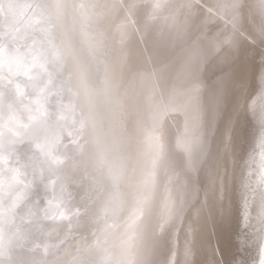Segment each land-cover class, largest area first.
<instances>
[{
	"label": "bare ground",
	"instance_id": "1",
	"mask_svg": "<svg viewBox=\"0 0 264 264\" xmlns=\"http://www.w3.org/2000/svg\"><path fill=\"white\" fill-rule=\"evenodd\" d=\"M81 1L86 7L91 5L96 9L103 5L100 3L102 0ZM109 1L116 4L118 0ZM129 1L120 0L114 15L115 21L122 19L119 17L128 6H131L134 12L132 29L124 34L125 41L117 43L122 73H125L129 81L124 89L125 109L122 121L126 123L128 131L123 148L128 181L123 183L124 197L122 196L116 204L119 217L108 221V217L102 215L88 225L89 230L86 229L87 222H92L93 219H90L92 215H87L72 224L76 228V235L85 237L90 233V238H83L81 247L85 248L84 253L82 255L80 253L81 257L76 255L75 260L80 264H95L100 260L98 253L105 243L107 249L116 251L115 257L113 255L109 259L111 264H121L117 262L119 258L117 250L120 249L128 256L130 253H134L136 258L142 256L140 264H144L149 258L160 264L165 260L171 264H229L232 257L237 254L235 246L237 233H242L238 186L243 164L240 158L247 155L257 134L262 104L260 90L264 86V45L258 40L253 43L249 34H258L261 26H264V10L260 7V0L240 1L243 7L237 10L239 27L234 35L237 43L230 47L223 43V38L226 37L224 28L229 20L225 11L229 0H198L197 4L201 5L198 9H181L179 0H169L163 10V18L168 24L167 29L160 25L164 24L162 21L155 27L149 23L150 15L147 16L146 12L149 0ZM132 12L129 11L130 14ZM69 13L72 15L73 10L69 9ZM219 16L223 17V21L218 19ZM171 17L172 23L168 22ZM127 19L123 21L127 22ZM108 27H111L110 23ZM141 31L144 32L147 42L144 38L143 40L138 38V32ZM243 37L248 39L244 40ZM192 40H202L203 51L209 57L208 71L206 68L204 74L198 72L199 75L205 77L209 74L216 75L219 82L214 83L210 89V96L217 101L215 105L213 104L215 108L211 124L207 116L208 108L205 110L201 107L199 111V108L193 105L195 109L193 123L199 127L201 120L202 130L204 129L205 133L209 131L202 141L205 148L202 153L204 156L198 160L200 151H195L194 159H185L171 150L170 137L175 138L176 144L189 139L184 133L185 122L191 124L186 114L179 116L172 111L168 121L164 125L159 124L161 131L158 151L165 162L169 159L168 171L171 172L170 175L164 176L160 188L153 185L148 189L147 184L156 157L150 165L152 156L150 147L147 148L146 145L145 108L143 109L139 103L136 76L146 72L149 60L154 68L161 69L164 76L169 74L181 78L180 75L186 72L190 64L184 55L185 46L193 42ZM184 79L188 81L185 75ZM158 88L148 99V108L153 103H161L166 99L163 86L160 85ZM157 92H160L161 96ZM178 94L179 92L176 93ZM245 102L253 105L255 111L246 110ZM151 123L150 121L149 124L153 126ZM188 125L186 130L191 132ZM152 149L156 150L155 144ZM225 167L228 171L227 193L222 199H218L213 195L216 177L217 173L223 174ZM30 177L25 183L31 180ZM169 180L171 185L166 193L165 188L163 191L162 188ZM78 185L81 184L78 182ZM143 193L146 201L141 199ZM138 201H143V205L138 204ZM164 203L168 207L162 205ZM89 204L87 202V205ZM91 204L88 207L89 211L96 209L93 201ZM141 206L145 208V213L144 224L140 227L139 221L136 223L132 221ZM10 215L12 214L0 205V217L10 220L8 230L16 224L14 222L16 216L13 219ZM109 225L111 227H108ZM256 226L259 227L255 234L257 242L248 246L250 252L244 258L247 264H254L259 252L261 259L264 257V243L261 248L259 246L260 251L257 249L262 233L260 228L264 230V225L258 221ZM68 237L71 238V235ZM240 239H244L243 235ZM5 250L6 248L2 249L0 246V252ZM241 253L245 254L246 250L243 248ZM10 254L12 255V252ZM134 254L130 256L133 257Z\"/></svg>",
	"mask_w": 264,
	"mask_h": 264
},
{
	"label": "water",
	"instance_id": "2",
	"mask_svg": "<svg viewBox=\"0 0 264 264\" xmlns=\"http://www.w3.org/2000/svg\"><path fill=\"white\" fill-rule=\"evenodd\" d=\"M72 1L73 3H77V5L82 4L84 7H78L77 10L72 9V15L68 10L62 21L61 31L64 34V39L70 45L77 70L85 74L87 77V84L91 93L96 134L99 137L98 148L103 153L107 161V167L112 170V174L116 179H111L107 169L105 170L102 179L107 186V195L104 201L95 203V210L89 211L88 207L92 205V194H90L89 191V182L92 175L90 168L85 169L82 165L75 162L66 163L65 165H62L58 171L49 174V179L55 181V194L57 196L56 203L59 205L58 213H63L64 218L60 219L58 216L56 220L36 221L34 218L30 219L25 213H20L15 219L13 215H10L16 224L8 230L10 227L8 226L10 220L0 217V226H2L0 228V246L2 249H11V257L13 259L19 258L21 255H32L36 258H40L44 254L45 247H47L49 250V255L47 256L48 260L53 261L59 259L60 261H63L64 264H77V261L75 260L76 255L80 256V253L82 255L85 251V248L81 247L84 241L83 238H90V233L85 237L78 234L76 235V228L72 226V224L87 217V215H92L90 218L93 219L92 222H87L86 229L89 230L88 225H91L95 219L99 217L101 218L102 215L108 217V221L120 216L117 211L113 212L111 210H108L106 214L105 205L110 204L112 207L116 208V204L122 199V196L124 197L123 193L125 187L123 188V186L125 185H123V183L128 181V173L126 172L127 166L124 160L125 154L123 149L125 147L126 133L128 131L125 127L126 123H123L122 121L124 118L123 109H125L124 89L128 86L129 81L127 80L125 73H122V65L119 63L121 61L118 52L119 44L117 45V43L121 40L125 41L126 36L124 34L132 29V16L134 12H132L131 6H128L123 10L121 17H119L122 19L115 21L114 15L117 11L120 0H118L116 4L110 3L109 0H102L100 3H103V5L98 9L91 5L86 7V4L81 0H71V2ZM134 1L136 0H130L129 2ZM168 1L169 0H161L162 7L157 9L154 7L156 0H149L146 12L148 14L147 16L150 15L148 21L153 27L162 21L164 24L160 25H163L162 27H166L165 29H167L168 24L165 22L167 20L163 18V10ZM17 2L21 4L34 3L35 0H17ZM187 2L188 0L178 1L181 9L187 8L184 6ZM198 2V0H195V3ZM234 2L235 0H229V4L225 10L226 14L229 16V20L224 28L226 31V37H234L235 32H238V9L230 7ZM135 7L136 6H134V8ZM129 11L132 13L130 14ZM33 15L34 12L32 10H25L24 16L20 17L18 22L13 21L15 26L11 30V34L16 37L19 43H24L26 37H30L34 34V29L28 26L29 18ZM125 18H128L127 22L123 21ZM172 18L173 17H171L168 22L172 23ZM218 19H222L223 21L222 16H219ZM108 23H110L111 27H108ZM5 30L4 17L0 14V36H2ZM137 36L140 40H143L144 38L145 42H147L143 31L138 32ZM224 39L225 38H223V41ZM127 41L124 43L123 47ZM192 41L193 42L188 43L185 46L184 55L185 58L188 59L187 62L190 64L188 68H186V72H183L180 75L182 79L179 77L176 78L168 73H166L168 75L164 76L161 69H158V67L154 68L149 60L146 72L139 73L136 76V81L138 82L139 103L142 105L143 109L145 108L146 145L147 148L150 147L152 156L150 165H152L154 158L156 157V161L153 165L154 169L152 170V175H150V181L147 184L148 189H150L149 186L153 187V185L160 188L164 176L167 174L170 175L171 172L168 171L169 159L165 162V160H163L164 157H162V154H158V151L159 132L161 131L159 124L161 123L164 125L165 122L168 121V117L172 115V111L179 116L186 114L188 122L190 119L191 124L188 125V123L185 122L184 133L189 139L184 140L180 144H176L174 140L175 138L170 137L172 145L171 150L183 156L185 159H194L197 151H200L198 160H200V158L202 159L204 156L202 153L205 148L202 141L206 138L207 132L209 131L205 133L204 129L202 130L201 120L199 127L193 123V114L195 113L193 105H196L199 108V111L201 107L205 110L208 108L207 116L209 124H211V117L214 114L213 108H215L213 104L215 105L217 101L210 96V89L214 83L218 82V80L216 75L209 74L206 77L205 75H199L198 72H203L204 74L206 68L208 71L209 61L207 62V59L209 57L207 53L203 51L202 40ZM183 44H185V40L183 41ZM184 75L188 77V81L184 79ZM133 80H135V78ZM178 84L182 85V87ZM160 85L163 86L166 99L161 103L155 102L156 104L153 103L152 106L148 108V99L151 98L153 91L159 89L158 87ZM178 92L179 94L176 95ZM158 94L161 96L160 92ZM260 94L262 102L261 115L264 113V86L260 90ZM196 113L200 114V112L197 111ZM152 116H154V118ZM150 121L153 126L149 124ZM187 125L191 132H187ZM259 134L260 128L258 127L251 149L247 153H250L252 149L256 147ZM153 144H155V151L152 149ZM64 151L65 150L62 148L60 152L61 156H63ZM258 151L259 150L257 149V152ZM245 159H247V155L245 156ZM256 159L258 161L259 157L257 156ZM163 162L166 166H163ZM259 171L258 165L255 162L243 164L242 169L240 170V182L238 186L241 206L240 225L244 237L243 241H245L244 250H246L245 254H241L244 258L245 255L247 256V253L250 252L248 246L257 242L255 234L259 227L256 226V223L260 221L258 214L260 211L261 193L264 192V187L257 188L256 185ZM75 182H77V185H75ZM78 182L81 185H78ZM169 183L170 180L169 182L164 183L162 191L165 188L166 193H168V188L171 185V183ZM246 184L250 185L251 188H256V192L253 193L249 188H246ZM62 186L63 196L60 197ZM35 192L36 189L33 187V193ZM42 196H48L51 198L52 193H45L43 188H41L39 195L34 194L32 200H39L41 205H43L44 201L41 200ZM141 199L145 200L144 193L142 194ZM245 199L248 200L246 222L244 220ZM87 202L90 204L87 205ZM162 205L168 207L165 203ZM21 215L24 216L23 220L20 219ZM139 223L141 227L144 224V218L139 220ZM37 224H40L41 227H37ZM14 227H16V229H14ZM260 230L262 233H260V241L257 249L259 246L261 248L264 243V230L261 228ZM109 233L111 234L112 231ZM21 235L26 236V239L23 241L18 240V237ZM70 235L71 238L68 237ZM78 238H82V240L79 241ZM21 242L24 244L23 249L20 247ZM29 249H34V251L29 252ZM106 249L107 246L104 243L98 253V259L100 258V260L96 261L95 264H111L109 259L112 258L113 255L115 257L116 251L108 248L105 252ZM117 251L119 254V258L117 256V262H121V264H140L143 260L142 256L136 258L134 253H130L128 256L123 253L122 249ZM258 251L260 250L258 249ZM131 254H134V256H130ZM0 259H3V256H0ZM261 260V253L259 252L254 264H260Z\"/></svg>",
	"mask_w": 264,
	"mask_h": 264
},
{
	"label": "snow or ice",
	"instance_id": "3",
	"mask_svg": "<svg viewBox=\"0 0 264 264\" xmlns=\"http://www.w3.org/2000/svg\"><path fill=\"white\" fill-rule=\"evenodd\" d=\"M189 9H198L201 5L195 0H188L184 5ZM82 8L71 0H35L34 3H18L17 0H0V14L4 17L5 31L0 36V205L13 216L25 213L36 221L56 220L64 218L58 213L56 203L55 181L49 174L56 172L66 163H78L85 169H91L89 191L94 203L104 201L107 186L102 179L107 169L109 177H116L107 167V161L99 150V137L93 117L91 93L87 77L77 70L69 43L61 31L62 21L69 9ZM155 8L162 7L161 0H156ZM233 9H241L240 0L230 5ZM264 10V0H260ZM25 10H32L28 26L34 34L19 43L11 34L13 21L18 22ZM18 31V29H17ZM252 42L257 40L264 45V26L258 34H252ZM247 40L248 37H243ZM224 44L232 47L237 43L233 36L225 37ZM246 110L255 111L253 105L245 102ZM260 134L256 147L247 153V159L241 156L242 164L255 162L259 168L257 188L264 187V113L259 118ZM64 149L61 156V149ZM257 149L259 150L257 152ZM257 156L259 157L257 161ZM98 174V175H97ZM31 180L25 183L27 178ZM228 171L217 173L216 187L213 195L222 199L227 193ZM33 187L36 192L33 193ZM253 193L256 188L245 185ZM52 196H42L44 201H33L34 194L40 189ZM63 196V186L60 197ZM143 201L138 204L143 205ZM245 222L247 221L248 200L244 201ZM118 211L110 204L105 205V213ZM145 208L139 207L132 223L144 216ZM259 220L264 225V192L261 193ZM23 220L24 216H20ZM37 227H41L37 224ZM108 227H111L109 225ZM237 233L235 246L237 254L229 264H247L241 254L245 241ZM21 235L18 240L23 241ZM23 249L24 244L21 242ZM29 252L34 249H29ZM11 249L0 252V264H64L59 259H47L49 250L44 249L40 258L32 255L11 257ZM80 264V262H77ZM144 264H160L149 258ZM163 264H171L165 260ZM260 264H264V259Z\"/></svg>",
	"mask_w": 264,
	"mask_h": 264
}]
</instances>
